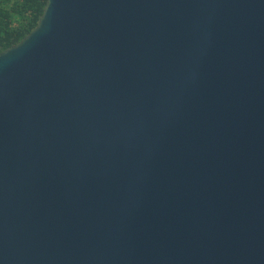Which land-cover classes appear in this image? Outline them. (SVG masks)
I'll list each match as a JSON object with an SVG mask.
<instances>
[{"label":"water","instance_id":"95a60500","mask_svg":"<svg viewBox=\"0 0 264 264\" xmlns=\"http://www.w3.org/2000/svg\"><path fill=\"white\" fill-rule=\"evenodd\" d=\"M0 264H264V0H47L0 51Z\"/></svg>","mask_w":264,"mask_h":264},{"label":"trees","instance_id":"16d2710c","mask_svg":"<svg viewBox=\"0 0 264 264\" xmlns=\"http://www.w3.org/2000/svg\"><path fill=\"white\" fill-rule=\"evenodd\" d=\"M47 0H0V51L18 43L38 23Z\"/></svg>","mask_w":264,"mask_h":264}]
</instances>
